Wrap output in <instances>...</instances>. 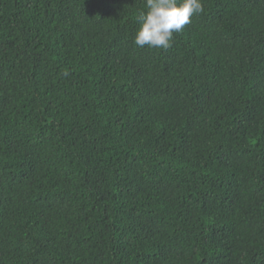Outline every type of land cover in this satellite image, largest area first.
Returning <instances> with one entry per match:
<instances>
[{
  "label": "trees",
  "instance_id": "trees-1",
  "mask_svg": "<svg viewBox=\"0 0 264 264\" xmlns=\"http://www.w3.org/2000/svg\"><path fill=\"white\" fill-rule=\"evenodd\" d=\"M202 3L0 0V264H264V0Z\"/></svg>",
  "mask_w": 264,
  "mask_h": 264
},
{
  "label": "clouds",
  "instance_id": "clouds-1",
  "mask_svg": "<svg viewBox=\"0 0 264 264\" xmlns=\"http://www.w3.org/2000/svg\"><path fill=\"white\" fill-rule=\"evenodd\" d=\"M139 14V27L134 44L140 48L167 49L174 32H181L191 23V17L203 13L202 0H145Z\"/></svg>",
  "mask_w": 264,
  "mask_h": 264
}]
</instances>
